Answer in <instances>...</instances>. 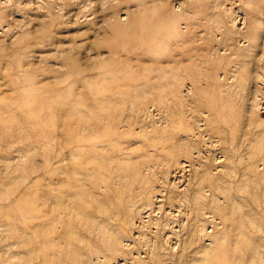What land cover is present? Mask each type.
Segmentation results:
<instances>
[{"label":"rangeland","instance_id":"374dc122","mask_svg":"<svg viewBox=\"0 0 264 264\" xmlns=\"http://www.w3.org/2000/svg\"><path fill=\"white\" fill-rule=\"evenodd\" d=\"M2 104L0 264H264V0H0Z\"/></svg>","mask_w":264,"mask_h":264},{"label":"bare ground","instance_id":"6f19581e","mask_svg":"<svg viewBox=\"0 0 264 264\" xmlns=\"http://www.w3.org/2000/svg\"><path fill=\"white\" fill-rule=\"evenodd\" d=\"M136 23H137V22H136ZM156 23H157V22H156ZM139 24H140V23H139ZM137 25H138V23H137ZM142 25H143V23H142ZM147 25H148V24H147ZM160 25H161V24H160ZM160 25H158V27H159ZM144 26H146V25H144ZM144 26H143V28H144ZM168 26H169V25H168ZM119 27H120V26H119ZM121 27H123V26H121ZM124 27H125V26H124ZM126 27H128V26H126ZM130 27H131V26H130ZM138 27H140V26H138ZM156 27H157V25H156ZM161 27H162V26H161ZM154 31H155V30H154ZM154 33H155V32H154ZM159 46H160V45H159ZM157 47H158V46H157ZM74 71H75V70H74ZM75 73H76V71H75ZM77 74H78V73H77ZM113 75L115 76V73H114ZM74 76H75V75H74ZM111 76H112V75H111ZM30 77H31V78H30ZM30 77H29V75L27 76V78L32 79L33 75H30ZM72 77H73V76H72ZM34 78H35V77H34ZM73 78H74V77H73ZM115 78H116V76H115ZM25 79H26V78H24V81H25ZM105 79H106V78H105ZM26 80H27V79H26ZM106 80H107V79H106ZM112 80L114 81V78H113ZM35 82H36V84H37V81H35ZM71 82H72V81H71ZM31 84H33V83H31ZM34 84H35V83H34ZM36 84H35V86H36ZM69 85L71 86V84H69ZM69 85H68V87H69ZM74 85H75V83H73V85H72L71 87H74ZM31 86H32V85H31ZM35 86H34V87H35ZM56 86H57V85H56ZM56 86H55V87H56ZM92 87H93V86H92ZM27 88H28V87H27ZM46 88H47V87H46ZM49 88H50V87H49ZM53 88H54V87H53ZM19 89H20V88H19ZM22 89H23V88H22ZM22 89H21V90H22ZM42 89H43V88H42ZM42 89H41V90H42ZM57 89H58V88H57ZM61 89H62V88H61ZM61 89H60V91H62ZM66 89H67V88H66ZM66 89H64V93L67 92V91H65ZM94 89H95V87H94ZM29 90H30V89H29ZM33 90H34V88H33ZM33 90L31 89V91H33ZM39 90H40V88H39ZM41 90H40V91H41ZM43 90H44V89H43ZM43 90H42V91H43ZM49 90H50V89H49ZM97 90H98V87H97ZM19 91H20V90H19ZM22 91H23V90H22ZM25 91H27V90H25ZM31 91H30V92H31ZM35 91L38 92V89H37V90H34L33 92L35 93ZM44 91H47V89L44 90ZM89 91H90V89H89ZM27 92H28V91H27ZM69 92H70V91H69ZM72 92H73V91H72ZM72 92H71V94H72ZM74 92H75V91H74ZM101 92H102V91H101ZM19 93H21V92H18V96H19ZM22 93H23V92H22ZM38 93H39V92H38ZM40 93H41V92H40ZM97 93H98V92H97ZM27 94L29 95V93H27ZM32 94H33V93H32ZM32 94L30 93V95H32ZM46 94H48V93L46 92ZM91 94H92V91H91ZM93 94H94V93H93ZM100 94H101V93H100ZM25 95H26V94H23V97H24ZM35 95H37V94H35ZM48 95L50 96L51 94H48ZM52 95L54 96L55 94H52ZM52 95H51L50 97H52ZM59 95H60V94H59ZM65 95H66V94H65ZM96 95H99V93L96 94ZM18 96H17V97H18ZM21 96H22V94H21ZM43 96H47V95H43ZM49 96L46 97L45 100H47V99L49 98ZM55 96H56V95H55ZM55 96H54V98H55ZM62 96H63V93H62ZM73 96H74V94H73ZM100 96H101V95H100ZM100 96H98V97H100ZM23 97H18V98L21 99V98H23ZM41 97H42V96H41ZM41 97L38 99V100H40V104H41V102L43 103V101H44V100L41 101V100H42ZM60 97H61V96H60ZM64 97H65V96H64ZM102 97H103V96H102ZM28 98H29V97H26V98L24 97L23 100L28 99ZM34 98H35V97H34ZM66 98H67V96H66ZM66 98H65V99H66ZM104 98H105V97H104ZM32 99H33V98H32ZM49 99H50V98H49ZM55 99H56V98H55ZM55 99H54V100H55ZM105 99H106V98H105ZM29 100H30V98H29ZM29 100H28V102H29ZM34 100H35V99H34ZM54 100H53V101H54ZM71 100L74 101L75 99H74V98H71ZM20 101H21V100H18V102H20ZM30 101H31V100H30ZM32 101H33V100H32ZM47 101H48V100H47ZM47 101H45V103H47ZM63 101H64V100H63ZM21 102L23 103V101H21ZM26 102H27V101H26ZM35 102H36V101H35ZM55 102H56V101H55ZM57 102H58V100H57ZM57 102H56V103H57ZM64 102H65V101H64ZM70 102H71V101H70ZM104 102H105V101H104ZM104 102H103V103H104ZM36 103H37V104H36ZM36 103H35L36 106H38L39 101L36 102ZM45 103H44V105H45ZM49 103H50V102H49ZM49 103H48V105H50ZM67 103H68V102H66V104H64V105H67ZM73 103H74L75 106L78 105V104H77L78 101H77V103H76V102H73ZM83 103H84V102H83ZM83 103H80V104H81V105H84ZM16 104H17V101H16ZM26 104H27V103H26ZM68 104H69V108L72 107L71 110H73V106H74V105L72 106V105H70V103H68ZM71 104H72V102H71ZM4 105H6V104H4ZM21 105L23 106V108H21V109L24 111V108H25V106H24V105H25V102H24L23 104H21ZM61 105H62V102H61ZM64 105H62V106H64ZM85 105H86V104H85ZM85 105H84V106H85ZM104 105H105V104H104ZM2 106H3V104L0 105V108H2ZM15 106H16V105H15ZM53 106H54V105H53ZM10 107H11V106L7 107V110H11ZM17 107H20V106L18 105ZM77 107H78V106H77ZM80 107H81V106H80ZM103 107H105V106H103ZM8 108H9V109H8ZM51 108H53V107H51ZM81 108H82V107H81ZM32 109H33V108H32ZM40 109H41V106H40ZM48 109H49V108H48ZM56 109H57V108L54 107V110H56ZM59 109H60V107L58 108V110H59ZM61 109H62V108H61ZM61 109H60L59 113L61 112ZM102 109L104 110V108H102ZM102 109H101V111H102ZM17 110H18V109H17ZM17 110H16V111H17ZM22 110H21V111H22ZM25 110H26V109H25ZM35 110H36V109H35ZM45 110H46V109H45ZM54 110L52 111L53 114H54ZM58 110H57V111H58ZM62 110H63V109H62ZM78 110H79V108H78ZM90 110H91V109H90ZM16 111L14 112V110H13V113H16ZM18 111H19V112H18ZM18 111H17V113H18V115H19V113H20V108H19ZM26 111H28V110H26ZM26 111H25V112H26ZM36 111H37V110H36ZM39 111H40V110H39ZM41 111H42V110H41ZM49 111H51V110H49ZM63 111H64V110H63ZM63 111H62V112H63ZM73 111H74V113L76 114L75 110H73ZM80 111H81V109H80ZM80 111H79V112H80ZM101 111H100V113H101ZM42 112H43V111H42ZM42 112H41V114H42ZM47 112H48V111H47ZM55 112H56V111H55ZM66 112H67V111H66ZM82 112H83V110H82ZM87 112H88V111H87ZM91 112H92V111H91ZM13 113H11V115H12ZM27 113H28V112H27ZM27 113H26V114H27ZM77 113H78V111H77ZM89 113H90V112H89ZM89 113H87V114H89ZM21 114L23 115L24 113H21ZM28 114H29V113H28ZM37 114H38V112L36 113V116H35V117H37ZM51 114H52V113H51ZM51 114H50V115H51ZM53 114H52V115H53ZM13 115H14V114H13ZM13 115H12V117L15 119V116H13ZM15 115H16V114H15ZM24 115H25V114H24ZM38 115H39V114H38ZM44 115H45V114H44ZM44 115H43V116H44ZM46 115H47V114H46ZM52 115H51V118H54V116L52 117ZM54 115H55V114H54ZM59 115H61V114H59ZM70 115H71V113H70ZM79 115H80V114H79ZM83 115H84V114H83ZM90 115H91V114H90ZM40 116H41V115H39L38 117H40ZM84 116H85V115H84ZM16 117H17V115H16ZM19 117H20V116H18V118H19ZM22 117H23V116H22ZM27 117H28V116H27ZM46 117H47V116H46ZM62 117H63V116H62ZM66 117H67V116H66ZM80 117H81V116H80ZM87 117H88V115H87ZM24 118H25V117H24ZM30 118L32 119L31 116H30ZM41 118L43 119V117H41ZM49 118H50V116H48V119H49ZM51 118H50V119H51ZM55 118H56V116H55ZM55 118H54L53 120H55ZM63 118H64V119H63V120L61 119V120H62L63 123H64L65 117H63ZM34 119H35V118H33V120H34ZM38 119H39V118H38ZM48 119H47V120H48ZM59 119H60V117H59ZM71 119H72V118H71ZM71 119H70V120H71ZM74 119H75V118H74ZM74 119H72V120L74 121ZM91 119H93V116L91 117ZM91 119H90V121H91ZM11 120H12V119H11ZM35 120H36V119H35ZM47 120H46V121H47ZM66 120L68 121L67 118H66ZM76 120H77V119H76ZM93 120L95 121V118H94ZM93 120H92V121H93ZM96 120H97V119H96ZM44 121H45V120L43 119V123L47 124L46 121H45V122H44ZM58 121H60V120H58ZM62 121H61V122H62ZM86 121H87V119H86ZM32 122H33V121H32ZM34 122H35V121H34ZM34 122H33V123H34ZM51 122H52V121H51ZM53 122H54V121H53ZM68 122H69V121H68ZM81 122H82V121H81ZM41 123H42V120H41ZM56 123H57V122H55V124H56ZM70 123H71V122H70ZM73 123H74V122H73ZM51 124H52V123H51ZM59 124H61V123H59ZM59 124H58V127H60ZM77 124H78V123H77ZM36 125H37V124H36ZM36 125H35V126H36ZM40 125H41V124H40ZM40 125H37V126H38V127H37L38 129H39ZM68 125H69V123H68ZM68 125H67V126H68ZM41 126H43V125H41ZM49 126H50V125H49ZM49 126L47 125L46 127H49ZM54 126H55V125H54ZM56 126H57V125H56ZM65 126H66V125H65ZM69 126H70V125H69ZM50 127H51V126H50ZM71 127H72V125H71ZM75 127H76V126H75ZM42 128H43V131H41V132L44 133V130H46V129H45L44 127H42ZM52 128H53V127H52ZM68 128H69V132H70V129H71V128H70V127H68ZM50 129H51V128H50ZM56 129H57V127L55 128V130H56ZM64 129H65V131H66V128H64ZM51 130H52V129H51ZM55 130H53L54 132H53V131H49L50 134H51V132L54 134V133H55ZM60 130H61V127H60ZM46 131H48V129H47ZM49 132H48V134H49ZM56 132H58V129H57ZM69 132H68V133H69ZM71 132H72V131H71ZM62 133H63V132H62ZM72 133H73V132H72ZM48 134H46V135H48ZM53 134H52V135H53ZM41 135H42V133H41ZM44 135H45V133H44ZM63 135H64V134H63ZM39 136H40V135H39ZM40 138H41V136H40ZM66 138H68V135H67ZM195 185H196V184H195ZM135 191H136V190H135ZM138 196H139V195H138ZM34 197H35V196H34ZM37 199H39V198H37ZM35 200H36V199H35ZM30 201H31V200H30ZM32 201H33V199H32ZM32 201H31V202H32ZM37 201H39V200H37ZM263 202H264V201L262 200V206H264V203H263ZM29 204H30V203H28V204L26 205L25 209H26L28 206H31V205L33 206L32 203H31L30 205H29ZM195 206H196V205H195ZM35 208H37L36 205H35ZM35 208L33 207V209H35ZM38 208H39V207H38ZM38 208H37V209H38ZM29 209H30V208H29ZM37 209H35V210L37 211ZM38 210H39V209H38ZM151 210H152V209H151ZM40 211H41V210H40ZM27 212H28V211H27ZM33 212H34V210H32V213H33ZM37 212H38V211H37ZM37 212H35V213H37ZM157 212H158V211H157ZM24 213H25V212H24ZM25 214H26V213H25ZM26 215H28V214H26ZM29 215H31L32 219L34 218V214H31V213H30ZM35 215H36L35 218H37L38 215H37V214H35ZM207 215H208V214H207ZM31 217H30V218H31ZM28 218H29V216H28ZM35 218H34V219H35ZM38 219H39V218H38ZM213 219H214V217H213ZM101 221H102V220H101ZM196 224H197V222H196ZM197 227H198V226H197ZM202 227H203V226H202ZM203 230H204V229H203ZM225 261H226V260H225Z\"/></svg>","mask_w":264,"mask_h":264}]
</instances>
